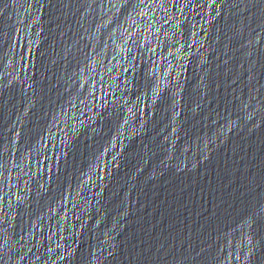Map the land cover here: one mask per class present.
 <instances>
[{
	"label": "water",
	"instance_id": "water-1",
	"mask_svg": "<svg viewBox=\"0 0 264 264\" xmlns=\"http://www.w3.org/2000/svg\"><path fill=\"white\" fill-rule=\"evenodd\" d=\"M154 264H264V0H74Z\"/></svg>",
	"mask_w": 264,
	"mask_h": 264
}]
</instances>
